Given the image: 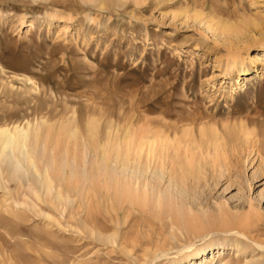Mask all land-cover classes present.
I'll use <instances>...</instances> for the list:
<instances>
[{
    "label": "rangeland",
    "instance_id": "rangeland-1",
    "mask_svg": "<svg viewBox=\"0 0 264 264\" xmlns=\"http://www.w3.org/2000/svg\"><path fill=\"white\" fill-rule=\"evenodd\" d=\"M36 125L56 163L45 173L33 159L35 177L0 151V264H207L216 252L264 264V0H0V127ZM127 129L167 137L157 188L179 173L169 165L179 138L182 154L197 149L198 180L184 179L180 197L191 224L223 211L260 220L199 231L153 201L121 205L102 174L69 178L73 160L95 172L97 145Z\"/></svg>",
    "mask_w": 264,
    "mask_h": 264
},
{
    "label": "bare ground",
    "instance_id": "bare-ground-1",
    "mask_svg": "<svg viewBox=\"0 0 264 264\" xmlns=\"http://www.w3.org/2000/svg\"><path fill=\"white\" fill-rule=\"evenodd\" d=\"M97 129V120L95 118L89 119L87 124V135L89 141L88 143H83L85 150L87 149L86 143L89 144L90 141L94 142L97 140ZM39 130L40 127L37 125L34 126L32 130L15 129L14 132L9 131L5 127H0V151L3 154V158L12 160V162H14L18 167L21 164L19 159L24 158L28 166L31 168L32 173L34 175L37 174L35 175V177L38 176V173L36 171L33 159L37 158L39 161L45 162V164L42 163L45 169H43L44 172H47L46 169L52 167V165L54 166V164L56 163L53 156L48 158V161H45L46 159L44 156V143H42L40 147L37 143L39 138ZM60 130L61 134L64 133L67 134L71 139H77L78 131L76 129L70 127L69 129L68 127H62ZM129 132L130 131L127 129L123 139L117 140L113 145H110L109 141H107L104 145L100 143L97 145V151L100 152V161H95V164H97L98 167L97 169H94L95 172L91 171L92 169L90 170L89 168H85V160L83 166L79 167L80 170L79 172H77L78 170L76 165L73 164V160L72 164H70V170L68 172L69 178H74L77 176L79 178L77 180H81L82 184L94 183L97 182V179H100L99 176H101L100 174H102L104 176V179H106V187L111 189L113 191H111L113 194H116V196L114 195L113 200L116 201V199L118 198L121 205L123 204L121 202H126L128 200L130 201V203L135 205H145L147 204V202L153 201L154 207H162L164 209H168L169 211H175V220L179 224H186L187 226H189L190 228H194L195 230H208L214 227L226 229L233 226H238L239 229H245L247 228V226H252L253 224L255 225L257 223L258 219H254L253 216L247 215L244 218L237 220L234 219L233 216L229 215L227 211H223V216L217 220L202 218L201 225L198 226L196 224H191L188 221L189 219L185 215L182 207L183 204L180 203L183 201L180 197L184 196L187 190L184 182L186 180L192 178L196 179L197 177H199L200 163L195 159L194 156L197 149L194 147L195 150L189 149L186 150L184 154H182L180 152V145L183 141L181 138H179L176 141V149L173 150L174 153L172 154V156H174V158H172L171 164L169 165H171L172 171H178L180 174L175 173L173 178H169L168 185L164 189L157 188V184L161 183L165 173V153L170 148L168 139L167 137L162 136V133L160 132H158L156 135H153L149 131L137 132V135L134 139ZM192 132L193 131L190 129L186 130L184 136H189V138L194 139L193 137H195V135ZM201 132L205 134L206 130H202ZM191 139V143L194 142V140ZM145 148H147L146 153H144V155H146V162L143 163L142 161H140V159L143 157V151ZM65 154V151H63V155L61 157L62 159H60L61 162L59 161L58 164V167H60L59 171H61L62 173H64L65 171L66 164L68 165V163H66L67 160L65 159ZM132 154L134 155V157H132ZM152 158L153 160L159 159L158 161L160 162V165L159 168L151 169L149 171V176H146L151 166L150 160ZM109 168L113 169V172L115 174H110L108 171ZM115 197L117 198L115 199ZM233 247L237 248L238 245L234 244ZM216 256L217 258H219L218 252L212 253L210 257L206 258V263L216 264V262L213 263ZM218 262L219 264H238L233 263L230 260H226L225 257L219 258ZM194 264L201 263L195 261Z\"/></svg>",
    "mask_w": 264,
    "mask_h": 264
}]
</instances>
